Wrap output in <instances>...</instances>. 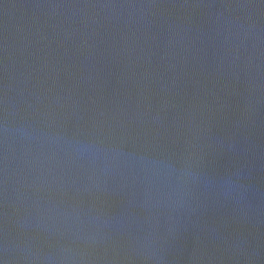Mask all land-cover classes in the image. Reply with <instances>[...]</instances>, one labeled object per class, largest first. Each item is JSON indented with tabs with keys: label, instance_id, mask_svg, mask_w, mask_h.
Instances as JSON below:
<instances>
[{
	"label": "water",
	"instance_id": "water-1",
	"mask_svg": "<svg viewBox=\"0 0 264 264\" xmlns=\"http://www.w3.org/2000/svg\"><path fill=\"white\" fill-rule=\"evenodd\" d=\"M0 264H264V0H0Z\"/></svg>",
	"mask_w": 264,
	"mask_h": 264
}]
</instances>
